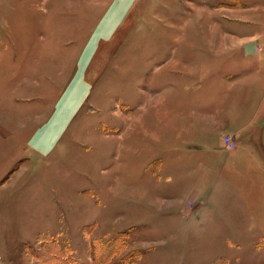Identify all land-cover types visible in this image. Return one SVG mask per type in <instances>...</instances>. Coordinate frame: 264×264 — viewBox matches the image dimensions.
Wrapping results in <instances>:
<instances>
[{"label": "rangeland", "instance_id": "obj_1", "mask_svg": "<svg viewBox=\"0 0 264 264\" xmlns=\"http://www.w3.org/2000/svg\"><path fill=\"white\" fill-rule=\"evenodd\" d=\"M84 1L0 0V264H264V0Z\"/></svg>", "mask_w": 264, "mask_h": 264}, {"label": "crops", "instance_id": "obj_2", "mask_svg": "<svg viewBox=\"0 0 264 264\" xmlns=\"http://www.w3.org/2000/svg\"><path fill=\"white\" fill-rule=\"evenodd\" d=\"M138 1L139 0L84 1L85 4H88L94 9L98 10V17L101 21H99L97 24L98 26L96 27L97 30L94 32V36L89 39L87 45L81 50L82 55L79 59V61L81 62V66L82 64H85L87 60H90L92 53L91 51L94 50V48H97L102 38L113 34V32L120 25H122V23H124V21L130 15L132 9L137 5ZM243 41L240 42L239 45H243ZM252 47L253 46L250 45V47L247 48L248 50L245 49V51L248 53L246 54V56L255 54L253 53L255 49H252ZM82 87L83 85L80 89H82ZM80 93L81 92H79V94ZM75 96L77 97V93L74 95V92L72 91L62 92L61 97L58 99L55 105H53L54 111L52 112V114H54V116H51V118H49V121L47 122H45V120H42L40 116L37 117V114H34L33 116L24 119V122L22 123V128H26V133L29 134V141L31 144L30 147L32 150L37 152L39 151L41 153L43 150L45 151V149L50 151L54 147L56 141H58V137L63 133L62 131L66 129L67 124H65L66 120L64 118H67L70 115V112H72V105L74 104V102L70 101V99L73 100ZM172 105L170 103V107L165 109L163 113L164 115H170L174 112V109H172L171 107ZM234 108L235 107L232 106L233 110ZM31 123H33V125L30 126ZM202 144H204V142H202ZM203 146H209V144L207 143ZM259 159L260 158H254L250 160V162L254 164L257 169H260L262 172H264V165L261 164L262 161L261 159ZM262 192H264V190H262ZM200 195H202V193H200Z\"/></svg>", "mask_w": 264, "mask_h": 264}, {"label": "trees", "instance_id": "obj_3", "mask_svg": "<svg viewBox=\"0 0 264 264\" xmlns=\"http://www.w3.org/2000/svg\"><path fill=\"white\" fill-rule=\"evenodd\" d=\"M54 246H55L54 244L49 245V246L46 245L45 248H47L48 250H50V248H51V247H54ZM106 247H107V246H106ZM117 250H118L117 248H113V250H112L111 253L114 254ZM57 251L59 252V250H57ZM106 252H107V250H102V253H103L102 255H104ZM102 255H101V259H102V257H103ZM52 256H53V255H52ZM53 257H55V255H54ZM57 262H58V264H59V263H62L61 260H60V261H57Z\"/></svg>", "mask_w": 264, "mask_h": 264}, {"label": "built area", "instance_id": "obj_4", "mask_svg": "<svg viewBox=\"0 0 264 264\" xmlns=\"http://www.w3.org/2000/svg\"><path fill=\"white\" fill-rule=\"evenodd\" d=\"M225 139H226L227 145H228L229 147L234 145V143L231 142L230 137H226Z\"/></svg>", "mask_w": 264, "mask_h": 264}]
</instances>
